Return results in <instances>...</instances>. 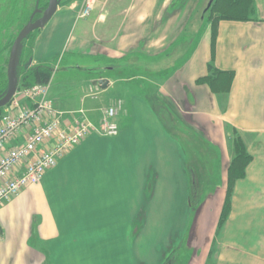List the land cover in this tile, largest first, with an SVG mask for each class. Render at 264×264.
Wrapping results in <instances>:
<instances>
[{
  "label": "crops",
  "instance_id": "crops-1",
  "mask_svg": "<svg viewBox=\"0 0 264 264\" xmlns=\"http://www.w3.org/2000/svg\"><path fill=\"white\" fill-rule=\"evenodd\" d=\"M189 1L180 0L176 9L173 0L119 2L89 20L79 18L81 11L72 13L73 6L58 8L33 36L25 66L53 67L49 97L83 87L69 95L74 100L70 112L63 113L65 119L81 117L83 111V119L98 126L104 109L118 100L122 108L110 120L118 127L117 136L88 135L39 184L0 204V230L7 232L6 238L25 235L36 240L37 246L25 251L31 259L37 254L31 264H163L155 254L156 222H168L158 240L165 238L162 248L169 253L185 236L195 187L202 189L200 183L207 179L206 144L214 150L215 174H221L213 210L217 215L226 196L231 150L217 148L216 121L225 119L217 115V96L197 80L208 74L212 63L221 72L233 73L229 105L249 96L263 106L264 0H253L255 20H223L215 29L209 21L200 40L198 22L186 15L193 12ZM212 2L204 0L200 7ZM227 28L233 32L223 37ZM167 75L156 94L158 102L152 104L140 81L154 84L152 78ZM98 79L108 80L105 90L91 85ZM157 106L166 112L160 114ZM230 117L235 121L230 128L251 161L233 189L221 241L230 245H220V250L233 253L231 246L252 231L249 222H261L264 257V129L232 112ZM227 129L224 138L229 142ZM193 141L197 149L191 148ZM29 202L31 208L26 207ZM148 222L152 225L147 227ZM148 228L154 231L147 250L142 241Z\"/></svg>",
  "mask_w": 264,
  "mask_h": 264
},
{
  "label": "rangeland",
  "instance_id": "rangeland-1",
  "mask_svg": "<svg viewBox=\"0 0 264 264\" xmlns=\"http://www.w3.org/2000/svg\"><path fill=\"white\" fill-rule=\"evenodd\" d=\"M57 9H65L67 7H72L71 12L75 11H83L86 9V7L91 3L92 10L88 14V16L85 18L87 20L97 18L98 15H100L107 6H116L119 2L123 5H128V3L131 2V0H57ZM134 1V0H133ZM180 0H173V7L177 8V3ZM89 2V3H88ZM204 2V0H190L189 1V8L193 11L190 12L187 10L186 15L192 16V20L198 22V25L200 28L196 30V32L199 34L198 40H200L207 30V27L209 25V12L206 10L209 8L210 4H205L204 7H200L201 4ZM28 7L29 11L32 10L34 0H28ZM6 5V4H4ZM3 5V6H4ZM1 7V6H0ZM15 10L17 12L12 15L10 12H8L7 8H1L0 9V29L5 30L7 25L11 29H7V31L0 32V98L4 95L6 88H7V78H6V67H7V60H8V51L10 48L9 40L12 37L16 35V33L19 31V29L23 26V24L26 22V18L28 13L25 10V13L21 10V5H16ZM197 10V11H196ZM79 13V15L81 14ZM171 13V10L169 11ZM184 14V15H185ZM11 15V16H10ZM84 19V18H83ZM256 19L258 17L256 16ZM232 29H225L223 32V37H226L228 34H232ZM114 33V31H113ZM208 38H210V30L208 31ZM33 38V37H32ZM197 38V37H196ZM29 43V42H28ZM27 49V43L24 46L22 43L21 46V54L18 58V65H17V74L18 79H20V74L23 72V53H25ZM192 52V51H191ZM190 52V53H191ZM67 62V58H64L62 65L60 66V70L64 67V65ZM57 59L54 60L53 66L54 73L58 70L57 65ZM107 64V63H106ZM109 68H114L113 65H108ZM164 76L161 78H152L151 80L154 82V84H150L148 82L140 81L141 83L145 84L148 88L146 96L148 97V100L153 104L157 103V92L160 89V85L164 83L165 79L168 77ZM161 79V80H160ZM54 85V84H53ZM83 87H75L72 89H67L66 91H62L61 93H56L53 95L52 98V105L53 107L61 113L66 114V112H70L71 104L73 103L74 97H70L71 94H78L80 89ZM87 88V87H85ZM155 94V95H154ZM163 95V93H162ZM155 96V97H154ZM217 115L220 117H223L225 119V123L217 119V148H223L230 152L229 149H231L229 142L226 141L224 138V132L225 128H230V124L232 122H235L232 117H230L231 112L234 113L238 120H242L243 118L246 119L247 122L250 124L252 123V126L255 128H263L264 129V104L263 106L260 103H256L255 101H252V98H249L248 100H242L237 103H232L229 105V101L227 100V97H219L217 96ZM161 105V104H160ZM159 105V106H160ZM159 106H157V111L160 114H164L166 111L159 109ZM86 109V108H85ZM86 111V110H85ZM214 121V120H213ZM220 135V137H219ZM262 142L264 141V137L261 138ZM224 143V145H223ZM188 145H185V148ZM200 147L203 148L202 143H200ZM191 148L197 149V142L193 141V146ZM206 175L207 179L200 183L203 188L198 190V188L195 187L194 190V198L192 199V211L193 215L191 220L187 223L186 226V233L183 237L181 243L179 246L177 245L175 248H173L169 253L165 252L163 250V241L164 237H161V242L159 243L158 237L159 233H162V230L164 231L166 223H168L165 220H159L157 221V228L155 231L153 229L148 228V232H146V235L143 236L142 246L143 248L148 250V246L151 245L152 241L151 238H149V234L151 232H155L156 234V240L157 243H155V249L158 251L156 256L159 258L158 261L162 262L163 264H221L223 260L226 259V264H264V257L263 254L260 252V249L262 247V244L260 243L262 232L260 230L261 228V222H249L250 227H247L248 230H252L251 232H246L248 234V237L244 240H237V245L231 246V250H233V253H225L226 249L221 252L220 245L223 246H229L230 242H224L222 243V239H224L223 236V230L225 227V224L227 220L225 221L224 225L219 228V217H220V210L221 205L224 206V203L220 205V210L218 211L217 215L214 214V206L216 203L215 199V192L219 190L221 181H220V173L215 174V167L214 161V150L213 147L209 144H206ZM217 188V189H216ZM225 195V191H224ZM232 197V196H231ZM225 199V196L224 198ZM223 202V200H222ZM31 202L26 204V207L31 208V205H29ZM1 204V203H0ZM218 205V203H217ZM230 213V212H229ZM229 217V215H228ZM228 219V218H227ZM144 221H143V227H144ZM149 223L147 224V227L149 226ZM152 225V223H150ZM33 227V225H32ZM159 229V232H158ZM145 230V229H144ZM257 230L260 231V233L257 232ZM27 232V231H26ZM25 232V234H27ZM30 236V234H27ZM6 236H8L7 232L5 230H0V264H31L32 259H35L37 257V254L33 256L31 259L26 251V247L34 248L37 246L36 240L34 237H25L20 238L17 235H13L15 238L7 239ZM25 237V238H24ZM7 240V241H6ZM254 242L257 244V249H254ZM158 244V245H157ZM160 248V249H159ZM144 250V249H143ZM153 254V252H152ZM144 255V252H143ZM229 256H231V259H229ZM220 257L222 258L221 262L219 261ZM220 262V263H219Z\"/></svg>",
  "mask_w": 264,
  "mask_h": 264
},
{
  "label": "built area",
  "instance_id": "built-area-1",
  "mask_svg": "<svg viewBox=\"0 0 264 264\" xmlns=\"http://www.w3.org/2000/svg\"><path fill=\"white\" fill-rule=\"evenodd\" d=\"M91 10L89 3L79 18H86ZM121 108L122 102L116 101L102 111L99 125L94 126L83 119V111L78 113L81 117L68 115L65 119L53 107L47 85L18 90L0 114V203L39 184L44 174L88 135L117 136L118 127L110 120Z\"/></svg>",
  "mask_w": 264,
  "mask_h": 264
},
{
  "label": "trees",
  "instance_id": "trees-1",
  "mask_svg": "<svg viewBox=\"0 0 264 264\" xmlns=\"http://www.w3.org/2000/svg\"><path fill=\"white\" fill-rule=\"evenodd\" d=\"M209 12L208 20L212 22L215 29L219 21H253V0H213L212 4L206 9ZM214 31V30H212ZM30 39V40H29ZM23 42L27 43V49L23 53V62L26 63L31 58L32 37ZM29 42V43H28ZM214 43V32H213ZM18 82L19 90L28 89L36 85H48L53 75V67L41 64L35 67L23 68ZM208 74L197 80L198 84L207 85L210 91L219 97L227 96L233 81L232 72H221L209 63ZM2 109H0V114ZM228 141L231 147V161L227 170V188L219 217V228L224 225L228 218L231 208V196L236 183L245 177V170L251 161L247 154L241 138L233 128L227 129Z\"/></svg>",
  "mask_w": 264,
  "mask_h": 264
},
{
  "label": "water",
  "instance_id": "water-1",
  "mask_svg": "<svg viewBox=\"0 0 264 264\" xmlns=\"http://www.w3.org/2000/svg\"><path fill=\"white\" fill-rule=\"evenodd\" d=\"M57 0H49L48 6L44 11L42 18L35 23H28L18 34L10 50L9 59L7 62V88L4 95L0 98V109L7 106L14 95L17 92L18 88V74H17V65L18 58L21 54V46L27 36L35 30L42 29L51 19V17L57 11ZM109 82L106 79H98L91 82L92 86H97L101 90H105Z\"/></svg>",
  "mask_w": 264,
  "mask_h": 264
},
{
  "label": "flooded vegetation",
  "instance_id": "flooded-vegetation-1",
  "mask_svg": "<svg viewBox=\"0 0 264 264\" xmlns=\"http://www.w3.org/2000/svg\"><path fill=\"white\" fill-rule=\"evenodd\" d=\"M48 3H49V0H34V4H33V8L31 11H29V7H28V0H0V9L2 8H7L8 12H10L12 15H14L17 10H15L16 8V5H21V10L25 13V10L26 12L28 13L27 15V18H26V22L23 24V26L19 29V31L16 33L15 36L12 37L11 35V39L9 40V44H10V48H9V51H8V59H9V54H10V50H11V47L13 45V42L15 41L16 37L18 36V34L20 33V31L28 24V23H35L37 21H39L41 18H42V15L44 13V11L46 10L47 6H48ZM6 4V5H4ZM4 5V6H3ZM56 13V12H55ZM55 15V14H54ZM53 15V16H54ZM11 16V15H10ZM53 16L51 17V19L53 18ZM50 19V20H51ZM49 20V21H50ZM12 27V26H11ZM11 27L9 28L8 25L6 27L5 30H1L0 29V32H5L7 31V29H11ZM40 29L38 30H35L33 31L32 33H30L27 38L24 39L23 42H25L26 40H28L30 37H33L35 34H37V32L39 31ZM1 38V37H0ZM30 40V39H29ZM22 42V43H23ZM8 62V60H7ZM26 62L24 61V64H23V68H25L26 66ZM6 70H7V67H6ZM7 78V76H6Z\"/></svg>",
  "mask_w": 264,
  "mask_h": 264
}]
</instances>
